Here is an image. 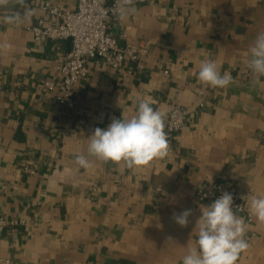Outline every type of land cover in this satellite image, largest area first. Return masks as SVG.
Returning a JSON list of instances; mask_svg holds the SVG:
<instances>
[{
	"label": "crops",
	"instance_id": "obj_1",
	"mask_svg": "<svg viewBox=\"0 0 264 264\" xmlns=\"http://www.w3.org/2000/svg\"><path fill=\"white\" fill-rule=\"evenodd\" d=\"M47 4L73 10L78 0L0 4V215L20 221L0 233V254L15 264H182L195 246L200 207L210 203L199 189L236 187L249 206L264 196V77L255 81L247 67L248 49L264 32V0L127 5L111 30L122 46L138 48L141 67L90 59L72 107L43 90L61 78L71 48L69 38L35 39L39 19L59 22ZM206 58L234 83L202 84ZM139 99L167 115L174 106L188 110L184 129L168 138L169 154L137 168L76 165L95 128L131 117ZM186 209L192 215L182 228L173 214ZM238 216L249 247L236 264H264V224Z\"/></svg>",
	"mask_w": 264,
	"mask_h": 264
},
{
	"label": "clouds",
	"instance_id": "obj_2",
	"mask_svg": "<svg viewBox=\"0 0 264 264\" xmlns=\"http://www.w3.org/2000/svg\"><path fill=\"white\" fill-rule=\"evenodd\" d=\"M7 0H0V4ZM131 5L133 0H122ZM127 10L120 8L123 18ZM18 19V17H17ZM247 67L255 81L264 77V32H259L248 49ZM197 79L212 88H226L234 83L230 72L221 74L218 63L206 58L199 64ZM166 112L154 108L149 99H139L134 115L113 119L106 128H95L87 137L86 154L75 155V164L85 170L95 161L123 162L128 168L147 165L170 152L168 135L165 131ZM201 215L195 223V246H189L182 264H236L240 254L249 247L244 238L247 224L233 207V195L224 192L211 203L200 207ZM250 215L264 224V196L253 197L249 206ZM191 209L174 213L173 219L180 227L190 223Z\"/></svg>",
	"mask_w": 264,
	"mask_h": 264
},
{
	"label": "built area",
	"instance_id": "obj_3",
	"mask_svg": "<svg viewBox=\"0 0 264 264\" xmlns=\"http://www.w3.org/2000/svg\"><path fill=\"white\" fill-rule=\"evenodd\" d=\"M145 0H133V3ZM122 0H78L77 7L73 10H66L59 6H44L48 14L59 18L57 24H51L46 19H39L31 31L36 40L44 37L54 41L71 38V48L65 60L60 63L58 70L61 78L58 80L48 79L43 83L44 91H54L52 101L67 107H72L75 97L79 91V82L89 71L88 62L90 59L99 58L107 65L116 69L124 67L126 59L136 61L139 67L138 48L134 45L122 46L111 30V23L120 16ZM168 74V70H165ZM188 110L183 106H174L168 113L165 120V131L168 138L182 131L188 118ZM215 194L205 189H199L197 196L200 200L210 198V203L229 192L233 195V207L237 215L244 214L249 221L253 216L249 212V202L242 199L236 187L228 189L218 186ZM20 221L7 219L0 215V233L8 226H16ZM250 238V237H249ZM0 264H15L11 259L0 254Z\"/></svg>",
	"mask_w": 264,
	"mask_h": 264
},
{
	"label": "water",
	"instance_id": "obj_4",
	"mask_svg": "<svg viewBox=\"0 0 264 264\" xmlns=\"http://www.w3.org/2000/svg\"><path fill=\"white\" fill-rule=\"evenodd\" d=\"M71 40V38H69Z\"/></svg>",
	"mask_w": 264,
	"mask_h": 264
}]
</instances>
